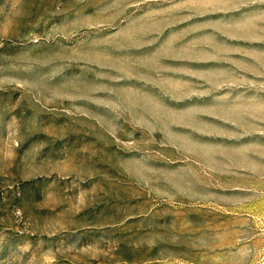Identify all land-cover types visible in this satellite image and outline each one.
Returning <instances> with one entry per match:
<instances>
[{
  "label": "rangeland",
  "instance_id": "rangeland-1",
  "mask_svg": "<svg viewBox=\"0 0 264 264\" xmlns=\"http://www.w3.org/2000/svg\"><path fill=\"white\" fill-rule=\"evenodd\" d=\"M0 264H264V0H0Z\"/></svg>",
  "mask_w": 264,
  "mask_h": 264
}]
</instances>
